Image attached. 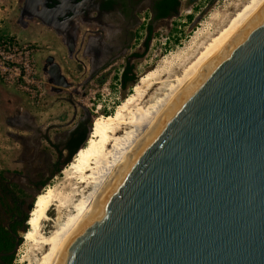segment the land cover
<instances>
[{"label":"water","instance_id":"obj_1","mask_svg":"<svg viewBox=\"0 0 264 264\" xmlns=\"http://www.w3.org/2000/svg\"><path fill=\"white\" fill-rule=\"evenodd\" d=\"M57 264H264V0L167 100Z\"/></svg>","mask_w":264,"mask_h":264},{"label":"rangeland","instance_id":"obj_2","mask_svg":"<svg viewBox=\"0 0 264 264\" xmlns=\"http://www.w3.org/2000/svg\"><path fill=\"white\" fill-rule=\"evenodd\" d=\"M248 1L178 0L175 12L154 22L143 9L128 49L93 71L88 56L74 58V53L58 47L59 38L49 28L27 17L21 20L18 17L20 0H0V40H4L0 41V51L5 56L12 55L13 60L7 62L5 73H0V170L25 191L24 195L16 192L22 210L29 214L36 194L53 186L54 192L65 199V208L52 207L49 211L52 218L56 217L55 225L74 214L75 203L93 189L94 183L67 178L68 163L64 162L72 134L85 131L87 136L93 121L100 115L113 113L134 92L133 86L140 76L150 70H155V74L149 82L140 83L141 94L128 104L124 115L128 118L137 107L145 109L157 104L170 90L175 77L185 71L206 43ZM25 22L29 23L26 27ZM148 25H151L150 32ZM13 36L23 43H9ZM26 40L35 42L38 50L34 45L24 47L29 44ZM46 47L56 50L53 56L68 86L54 85L43 69V59L49 54ZM127 67L137 80L133 86L123 88L120 80ZM132 128L130 124H123L118 133L123 135ZM57 161L61 170L52 175ZM43 180L45 185L41 183ZM9 219L4 216L5 223ZM52 223H48L47 230L53 228ZM23 233L18 229L21 241L11 264H34L39 255L23 239Z\"/></svg>","mask_w":264,"mask_h":264},{"label":"bare ground","instance_id":"obj_3","mask_svg":"<svg viewBox=\"0 0 264 264\" xmlns=\"http://www.w3.org/2000/svg\"><path fill=\"white\" fill-rule=\"evenodd\" d=\"M261 1L249 0L236 12L227 25L206 43L185 71L175 77V82L171 84L170 90L158 100L157 104H151L145 109L137 107L131 111L128 118L124 115L128 104L133 102L136 95L141 94L140 83L149 82L155 74V70H150L140 76L138 82L133 86L135 93H131L121 104L117 105V109L113 113L100 115L93 121L85 145L78 148L65 168L67 178L74 179L77 177L80 182H92L94 183L93 189L85 197L77 199L78 201L74 205L75 213L67 215L66 219L57 225H55L56 217L52 218L49 211L52 207L56 210L63 208L65 199L54 192L53 186H48L36 194L26 221L28 228L23 233V239L29 241L33 249L39 253L38 257L34 259V264H57L64 246L75 228L95 204L122 161L133 151L134 146L167 100L217 43L232 31ZM123 124H130L133 128L121 135L118 132ZM53 216L56 215L53 214ZM49 222H54L51 230H47Z\"/></svg>","mask_w":264,"mask_h":264},{"label":"flooded vegetation","instance_id":"obj_4","mask_svg":"<svg viewBox=\"0 0 264 264\" xmlns=\"http://www.w3.org/2000/svg\"><path fill=\"white\" fill-rule=\"evenodd\" d=\"M158 1L20 0L21 6L18 17L21 20L27 17L31 22L35 21L49 28L53 35L59 38L60 44L58 47L64 48L69 53H74V58L78 55L82 57L88 56V64L94 71L128 49L134 35V27L139 23V13L143 9V11L147 10L148 19L151 22L166 18H154L160 12V9L156 7ZM28 24V22H25V27ZM8 42L18 44L23 43V40L13 36V38H9ZM26 42L29 44L24 47L34 45L36 46L35 49L38 50L35 42L27 40ZM46 48L49 54L43 59V69L53 83L63 82L61 72L57 71V60L53 56L56 50ZM30 49L32 50L33 48L31 47ZM77 60L80 61V58ZM106 66H109V64ZM58 67L60 68V66ZM103 68L105 69L106 67ZM3 177L5 179L2 182L4 187L7 183L13 182L11 179H7L4 173ZM1 192L2 194L8 192L11 196L10 201L19 205L20 209L15 213L13 220L22 221L25 212L21 208V201L16 197V192L5 188L0 190V196ZM3 209L0 202V210L3 211ZM9 222L5 224L8 225ZM16 236L14 234V246ZM13 249L14 247L5 253L12 252ZM13 253L5 254L4 256H9ZM0 261L7 264L5 260Z\"/></svg>","mask_w":264,"mask_h":264},{"label":"trees","instance_id":"obj_5","mask_svg":"<svg viewBox=\"0 0 264 264\" xmlns=\"http://www.w3.org/2000/svg\"><path fill=\"white\" fill-rule=\"evenodd\" d=\"M178 6V0H159L156 4V7L160 9V12L154 16L155 19L168 17L172 14L173 11L176 10ZM191 18V16H189ZM148 30L150 32L151 25H148ZM150 36L148 35L146 37V42L149 40ZM130 68L127 67L123 70L120 80V86L123 88H126L129 84V86H133V84L136 82L137 79L133 76V74L130 73ZM103 78H101V81ZM86 132L82 131L75 135L72 134L71 138L68 141V144L66 146V149L68 151V156L64 162V164L69 163L72 160V157L76 153L77 148L85 145L86 138ZM55 170L53 171L52 175H55L61 170V164L57 161L55 163ZM3 171L0 170V190L3 189H12L15 192L20 193L21 195L25 194V191L22 188H19L18 185L14 182L7 183L5 187L2 185V182L5 180L3 177ZM43 185L46 184L45 180L41 182ZM10 194L6 192L5 194H2L0 196V202L2 207L4 208L2 213H0V252H8L12 250L14 247V234L17 235L18 229H22L24 232L27 230L28 226L25 224V221L28 220L29 214L25 213V216L23 217L22 221L18 222L17 220H13L15 213L19 211V205H17L14 202L10 201ZM5 214V215H4ZM4 216H8L10 219L8 221V227L4 222ZM13 220V221H12ZM21 241V237H19V243ZM13 258V254L9 256H0V260L7 261V264H11Z\"/></svg>","mask_w":264,"mask_h":264},{"label":"built area","instance_id":"obj_6","mask_svg":"<svg viewBox=\"0 0 264 264\" xmlns=\"http://www.w3.org/2000/svg\"><path fill=\"white\" fill-rule=\"evenodd\" d=\"M0 41L3 42L4 40L1 39ZM11 56H12V55H10V56H5V55H3V51H0V69H2V71L0 72L1 75H2L3 73H5V71H6V69H7V67H6L7 62H8V61H10V62L13 61L12 58H11ZM24 66H27V65L24 63ZM17 74L19 75L20 72H18ZM23 79H24V78H23ZM23 81H24V80H23ZM25 81H26V78H25Z\"/></svg>","mask_w":264,"mask_h":264},{"label":"crops","instance_id":"obj_7","mask_svg":"<svg viewBox=\"0 0 264 264\" xmlns=\"http://www.w3.org/2000/svg\"><path fill=\"white\" fill-rule=\"evenodd\" d=\"M40 6V5H39ZM70 129H73V128H70ZM74 131V130H73ZM72 133V132H71Z\"/></svg>","mask_w":264,"mask_h":264}]
</instances>
